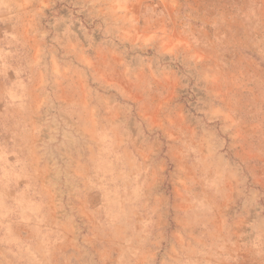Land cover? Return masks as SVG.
Segmentation results:
<instances>
[{
	"label": "rangeland",
	"instance_id": "1",
	"mask_svg": "<svg viewBox=\"0 0 264 264\" xmlns=\"http://www.w3.org/2000/svg\"><path fill=\"white\" fill-rule=\"evenodd\" d=\"M0 264H264V0H0Z\"/></svg>",
	"mask_w": 264,
	"mask_h": 264
}]
</instances>
